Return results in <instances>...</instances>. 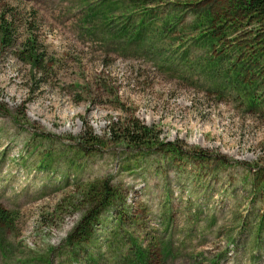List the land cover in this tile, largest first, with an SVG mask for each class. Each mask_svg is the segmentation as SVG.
Returning a JSON list of instances; mask_svg holds the SVG:
<instances>
[{
  "label": "rangeland",
  "instance_id": "1",
  "mask_svg": "<svg viewBox=\"0 0 264 264\" xmlns=\"http://www.w3.org/2000/svg\"><path fill=\"white\" fill-rule=\"evenodd\" d=\"M195 3L0 0V264H264V100L206 80ZM131 120L182 155L116 142Z\"/></svg>",
  "mask_w": 264,
  "mask_h": 264
},
{
  "label": "trees",
  "instance_id": "2",
  "mask_svg": "<svg viewBox=\"0 0 264 264\" xmlns=\"http://www.w3.org/2000/svg\"><path fill=\"white\" fill-rule=\"evenodd\" d=\"M200 1L202 3L189 4L187 9L193 13L197 26L203 31L202 40H204V46L207 47L204 51L208 56L204 60L206 65L204 67V77L207 81L209 80L211 85L220 86L222 89L225 88L234 94L238 92L239 96L243 99L246 98L249 104H258L259 101L264 100L261 87H258L261 83L257 81V84L253 85L251 80L246 79V75L252 70V66L256 67L258 73L264 71V0ZM200 4H204V6L196 7ZM247 23H255L256 25H245ZM2 25L8 24L6 21H2ZM250 26H252V29L247 33L244 32V28ZM1 30V42L3 45L11 47L15 42V37H11V27H5ZM238 32L246 33L244 38L247 37V39L238 37ZM214 46L222 51L217 53L224 57L223 61H217V57L213 55ZM33 59L31 60L33 64H40V61H37L36 58ZM249 91L251 93L248 94ZM115 126V124L109 125L108 133L110 135L115 134ZM118 131L120 136L116 142L132 150H155L176 158L182 155V149L176 147L173 143L159 141V136H153L151 128L135 120L127 122ZM261 173H263L261 174L263 176L264 171H261ZM261 182H263V179ZM107 187L104 188L101 194L91 197L86 194L83 200L94 201V204L103 208L102 212L113 209L116 203L120 204V200L109 194V187ZM99 214L94 211L83 220L85 229L90 226H98L101 220ZM2 217L3 214L0 211V219Z\"/></svg>",
  "mask_w": 264,
  "mask_h": 264
}]
</instances>
